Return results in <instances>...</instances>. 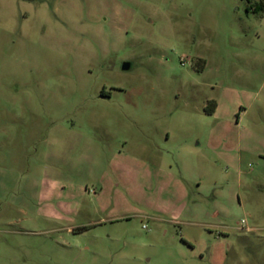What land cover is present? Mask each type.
<instances>
[{"label":"rangeland","instance_id":"1","mask_svg":"<svg viewBox=\"0 0 264 264\" xmlns=\"http://www.w3.org/2000/svg\"><path fill=\"white\" fill-rule=\"evenodd\" d=\"M262 7L0 0V264H264Z\"/></svg>","mask_w":264,"mask_h":264},{"label":"trees","instance_id":"2","mask_svg":"<svg viewBox=\"0 0 264 264\" xmlns=\"http://www.w3.org/2000/svg\"><path fill=\"white\" fill-rule=\"evenodd\" d=\"M262 8L264 9V7H262ZM215 110H216V104L215 103H211V108L209 109V112L210 113H214Z\"/></svg>","mask_w":264,"mask_h":264},{"label":"water","instance_id":"3","mask_svg":"<svg viewBox=\"0 0 264 264\" xmlns=\"http://www.w3.org/2000/svg\"><path fill=\"white\" fill-rule=\"evenodd\" d=\"M129 68H130V64L125 63V64L123 65V69H124V70H128Z\"/></svg>","mask_w":264,"mask_h":264}]
</instances>
